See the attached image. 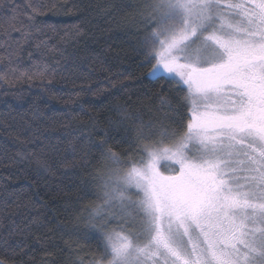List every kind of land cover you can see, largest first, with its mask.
Here are the masks:
<instances>
[{"label": "snow or ice", "instance_id": "1", "mask_svg": "<svg viewBox=\"0 0 264 264\" xmlns=\"http://www.w3.org/2000/svg\"><path fill=\"white\" fill-rule=\"evenodd\" d=\"M28 7L23 19L14 0H0V9L11 11L6 34L18 31L25 42L44 34L37 21L42 9ZM147 9L139 41L146 76L185 92L186 113L173 116L179 109L161 93L169 111L135 128L138 161L117 153L108 139L85 137V157L96 149L102 163L115 166L103 183L105 205L92 213L100 227L91 230L103 243L91 264H264V0H154ZM16 45L0 42L6 59L0 82L7 73L27 80L55 75L56 67L43 65L25 76ZM118 111L121 123L133 119L126 105ZM170 118L176 127L166 124ZM116 127L110 120L99 131L108 137ZM29 155L18 153L21 161ZM38 163L47 170L46 161ZM129 188L142 194L135 243L107 231L116 220L110 210Z\"/></svg>", "mask_w": 264, "mask_h": 264}, {"label": "trees", "instance_id": "2", "mask_svg": "<svg viewBox=\"0 0 264 264\" xmlns=\"http://www.w3.org/2000/svg\"><path fill=\"white\" fill-rule=\"evenodd\" d=\"M153 2L14 0L23 19L31 14L29 5L42 9L37 21L44 34L27 42L18 31L6 34L11 11L0 9L5 25L0 42L15 48L20 41L25 76L43 71V65L57 68L47 80L7 73L6 82H0V260L5 264H91L98 259L103 242L91 230L92 224L100 227L92 213L105 205L103 183L115 166L102 163L96 149L85 157V137L108 139L117 153L138 161L143 153L133 145L135 128L169 111L159 95L179 109L173 116L186 113L185 92L146 76L150 66L143 63L139 41ZM3 51L0 73L5 71ZM120 105L133 119L121 123ZM110 120L117 127L104 137L99 128H109ZM166 124L177 126L171 118ZM21 152L29 158L21 161ZM39 161H46V171ZM117 230L133 239L119 226L107 229Z\"/></svg>", "mask_w": 264, "mask_h": 264}, {"label": "rangeland", "instance_id": "3", "mask_svg": "<svg viewBox=\"0 0 264 264\" xmlns=\"http://www.w3.org/2000/svg\"><path fill=\"white\" fill-rule=\"evenodd\" d=\"M160 170L164 172L163 167ZM164 174L169 175L170 173L164 172ZM135 192L137 195H133ZM141 198H142V194L139 193L137 189L129 188L124 192V200L122 202L117 201L115 207L110 210L111 213L116 216V220L109 221L110 223L109 228H114V226H119L123 228V230H128V232L131 233V235L133 236L134 240L131 238V236L123 232L122 234L128 236L129 239H132L134 243H135V238L140 234V224L142 223L144 218L143 210L139 204ZM93 220L95 221V219ZM115 232H120V231L117 230Z\"/></svg>", "mask_w": 264, "mask_h": 264}]
</instances>
